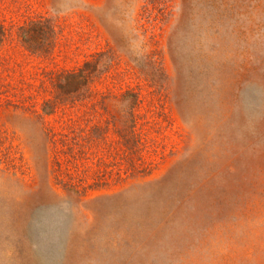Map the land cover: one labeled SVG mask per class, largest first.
<instances>
[{
    "label": "rangeland",
    "instance_id": "1",
    "mask_svg": "<svg viewBox=\"0 0 264 264\" xmlns=\"http://www.w3.org/2000/svg\"><path fill=\"white\" fill-rule=\"evenodd\" d=\"M38 15L61 31L51 59L16 36ZM0 23V264H264V0H0ZM101 51L120 60L115 93L137 92L162 128L149 174L75 194L53 174L49 126L94 119L48 115L49 72ZM105 133L98 169L114 170ZM52 208L68 217L56 255L34 232Z\"/></svg>",
    "mask_w": 264,
    "mask_h": 264
},
{
    "label": "trees",
    "instance_id": "2",
    "mask_svg": "<svg viewBox=\"0 0 264 264\" xmlns=\"http://www.w3.org/2000/svg\"><path fill=\"white\" fill-rule=\"evenodd\" d=\"M60 32L54 19L38 15L19 25L16 36L27 49L38 50L39 56L51 59ZM8 36L4 24L0 23V50ZM94 55L93 59H85L72 69L49 72L53 100H46L48 103L44 105L49 110L48 115H56L58 107L77 106L83 116H89L88 121L94 119L91 125H87L80 117H68L63 120L60 130L49 126L53 174L57 183L75 194H86L129 175L149 174L150 164L143 159L148 131L162 128L161 124L153 125V120L140 111L141 98L137 92L126 88L115 93L116 89L125 86L116 54L101 51ZM153 62L157 63L156 60ZM4 70L5 67L0 72ZM111 129L116 139L109 143L108 151L112 150L115 155L113 164L117 166L114 170H100L99 166L105 162L99 147L107 140L105 130ZM91 158L96 160L91 165L85 163L84 160Z\"/></svg>",
    "mask_w": 264,
    "mask_h": 264
},
{
    "label": "water",
    "instance_id": "3",
    "mask_svg": "<svg viewBox=\"0 0 264 264\" xmlns=\"http://www.w3.org/2000/svg\"><path fill=\"white\" fill-rule=\"evenodd\" d=\"M67 224V215L59 208L42 210L39 213L34 223V232L42 251L49 255L58 253Z\"/></svg>",
    "mask_w": 264,
    "mask_h": 264
}]
</instances>
